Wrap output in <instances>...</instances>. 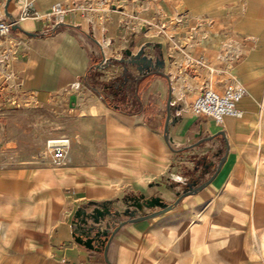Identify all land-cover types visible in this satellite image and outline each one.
<instances>
[{
  "label": "crops",
  "instance_id": "crops-1",
  "mask_svg": "<svg viewBox=\"0 0 264 264\" xmlns=\"http://www.w3.org/2000/svg\"><path fill=\"white\" fill-rule=\"evenodd\" d=\"M81 1L0 0L20 50L12 75L0 77V264H264V0H110L102 23L74 11L44 35L38 20L20 17L25 4L43 13ZM98 41L123 59L148 44L165 60L162 73L121 62L100 69ZM184 53L204 66L188 71ZM211 75L218 88L246 87L241 118L216 124L186 110L189 87L200 91ZM15 86L37 99L16 109L61 119L70 141L62 163L16 151L28 142L12 137L13 125L4 136L14 107L3 96ZM218 130L224 142L200 143ZM183 163L209 165L212 175L170 209L144 205L143 197L174 198L185 177L167 173ZM74 236L93 237V247Z\"/></svg>",
  "mask_w": 264,
  "mask_h": 264
},
{
  "label": "built area",
  "instance_id": "built-area-1",
  "mask_svg": "<svg viewBox=\"0 0 264 264\" xmlns=\"http://www.w3.org/2000/svg\"><path fill=\"white\" fill-rule=\"evenodd\" d=\"M110 0H83L79 3L56 2L46 12L40 13L33 10L29 4H25L20 12V17H31L40 23V33L46 34L64 24L70 12L78 11L90 23H102L108 19L112 9ZM17 22L6 17L0 18V77L12 75L11 67L20 50H18V35L13 30V25ZM102 60L99 66H104L110 58L117 57L111 53L105 55V45L98 41ZM184 67L196 72L198 68L204 66L202 56L193 57L184 53ZM212 70L208 68V74ZM171 74L168 75L170 80ZM204 86L199 93L189 101L186 106L195 116L210 117L216 124H222L228 116L241 118L243 115L239 107L240 100L247 93L244 85L239 83H230L223 88L212 87L208 80H204ZM14 87V86H13ZM15 88H17L15 86ZM3 99L14 108L32 107L37 104L36 96L33 92L22 91L19 88L16 91L5 93ZM70 141L66 137L50 138L45 144V154L55 164H60L65 158L69 149Z\"/></svg>",
  "mask_w": 264,
  "mask_h": 264
},
{
  "label": "rangeland",
  "instance_id": "rangeland-1",
  "mask_svg": "<svg viewBox=\"0 0 264 264\" xmlns=\"http://www.w3.org/2000/svg\"><path fill=\"white\" fill-rule=\"evenodd\" d=\"M126 3L127 2L125 1L122 3V5H125ZM180 11H183V10H180ZM182 14L183 13H181L180 15L182 16ZM176 18L177 17H171L170 20H167V21H169V25L173 28L175 25L172 23H174L176 21L178 23V19H176ZM153 24H154V22H153ZM190 35L191 34L189 33V35L187 37L188 40L190 38ZM145 54L147 56H150L149 52H145ZM156 57H158L156 54L152 55L153 59H155ZM131 67L133 70H137L135 65H131ZM210 78H211V82H212L211 84L215 87L214 83H215L216 79L218 78V76L215 75V76H211ZM182 81H183L182 78H178L174 82V84L177 85V84L181 83ZM188 81L191 82L190 84H192V82H193L189 79H188ZM227 85L228 84L224 85L223 87H225ZM185 87L186 88L188 87L187 84L185 85ZM189 89L191 90V94H194V95H192L191 98L182 99L186 103V106L189 105V101L191 99H193L199 93V91L197 89H196V91H194V89L191 87H189ZM193 91H194V93H193ZM8 114L9 115L7 117V120H6V124L4 123V126H5L4 136L6 137V133H10V131H11L10 125H13L12 137H14L16 139H20V140L24 139L26 142H28L27 144L24 143L21 148H17V150L15 149L16 151H18L21 154L33 153L34 155H37L38 158H40L42 156V154L45 152V144H46L47 139L63 137L60 134L62 131L61 119L55 118L54 120H52V118L42 109H38V108H36V109H34V108L16 109V108H14L13 111L9 112ZM194 124H195V126H198L200 124V121L196 120ZM22 125L25 126L27 129L26 135H24L22 132V128H21ZM51 131H53V132H51ZM215 136L218 137L220 140H222V142H224L223 135L220 133H217V134L212 135L208 138L202 139V141L200 143L208 142L209 145H212L211 139L214 138ZM213 146H215V144H213ZM14 153L15 152H12L11 155H14ZM185 161H186V159H185ZM216 162H217V160H216ZM206 164H207V161H206ZM209 167H210L209 165L208 166H204V165L196 166V164L195 165H188V164L185 165L183 163L182 167L174 165L172 168H170V170L167 173L168 176H174L173 173L171 174V171H173L174 168H177V171L180 172V173L178 172L177 175H181L182 177H185V178H180V180H181V182H183V184L181 185V183H179L181 185V187L175 193L174 198L172 200L165 201L166 204L172 205L173 203L180 202L183 200L185 195L199 190L200 186L203 187L205 185V183L207 182V180L209 179L210 175H212V173H211L212 171L208 172ZM174 178H177V176H174Z\"/></svg>",
  "mask_w": 264,
  "mask_h": 264
},
{
  "label": "water",
  "instance_id": "water-1",
  "mask_svg": "<svg viewBox=\"0 0 264 264\" xmlns=\"http://www.w3.org/2000/svg\"><path fill=\"white\" fill-rule=\"evenodd\" d=\"M13 29H17V23L13 25L12 27ZM146 44V43H145ZM148 45V44H146ZM146 45H141L139 47H136L134 49V51L132 53H128L129 57L127 59H123L121 57L117 58V57H113L110 58L107 61V64H105L103 67L98 65V68H106L107 66H109L110 64H113L114 62H121L123 64V68L124 71L127 70V64L130 65H135L137 71L142 74V73H151V72H156V73H162V70L164 68V63L165 60L163 57H156L155 59H153L151 56H147L145 54V46ZM124 75V79L126 80V75L125 73ZM167 78L169 79L168 75H166ZM168 104H170V98L168 97ZM218 133L224 135L223 131H219ZM164 138L167 139V133L165 131L164 134ZM202 186L199 187V189H201ZM142 203L144 205H148L150 207L153 206H160L162 210H167L171 208V205H167L166 203L163 202V198L160 196H150V197H143L142 198ZM148 217V216H145ZM145 217H138L135 218L134 220H139V219H143ZM76 241L82 243L83 245L92 248L93 247V241L94 238L93 237H82V236H74ZM100 245L104 248V250L107 249L108 243H109V238L108 237H104L101 238L100 240Z\"/></svg>",
  "mask_w": 264,
  "mask_h": 264
},
{
  "label": "bare ground",
  "instance_id": "bare-ground-1",
  "mask_svg": "<svg viewBox=\"0 0 264 264\" xmlns=\"http://www.w3.org/2000/svg\"><path fill=\"white\" fill-rule=\"evenodd\" d=\"M99 31L101 30L100 28L98 29ZM98 35H99V33H97L96 34V36L98 37ZM99 38V37H98ZM100 39V38H99ZM111 54V52H110V48L109 47H106L105 48V55H107V56H109ZM233 54V53H232ZM203 75H200V74H198L195 78L196 79H201V78H203L202 77ZM212 76V75H211ZM174 78V77H173ZM211 86L213 87V85L211 84ZM172 93H173V88H172ZM178 94L179 93H177L176 95L178 96ZM186 110L187 111H189L190 112V110L188 109V108H186ZM92 112L94 113L95 112V109H92ZM253 235H254V233H253ZM256 235V234H255ZM258 237V236H257ZM259 243V242H258ZM255 248V247H254Z\"/></svg>",
  "mask_w": 264,
  "mask_h": 264
},
{
  "label": "trees",
  "instance_id": "trees-1",
  "mask_svg": "<svg viewBox=\"0 0 264 264\" xmlns=\"http://www.w3.org/2000/svg\"><path fill=\"white\" fill-rule=\"evenodd\" d=\"M117 83H118V84L122 83V79L119 78L118 81H117ZM113 87H114V85H113ZM116 89H118V88H116ZM104 99H105V98H104ZM105 101H106V103L109 104V102H108L106 99H105ZM109 105L112 106V107H114L113 104H109ZM115 108H116L117 110H119V111H122V112L127 111L125 108H122L120 105L116 106Z\"/></svg>",
  "mask_w": 264,
  "mask_h": 264
}]
</instances>
